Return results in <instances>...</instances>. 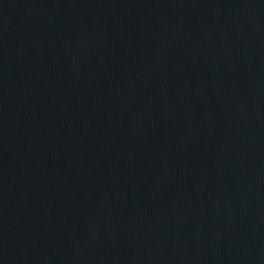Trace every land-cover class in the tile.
I'll return each mask as SVG.
<instances>
[{"label": "water", "instance_id": "water-1", "mask_svg": "<svg viewBox=\"0 0 264 264\" xmlns=\"http://www.w3.org/2000/svg\"><path fill=\"white\" fill-rule=\"evenodd\" d=\"M0 264H264V0H0Z\"/></svg>", "mask_w": 264, "mask_h": 264}]
</instances>
